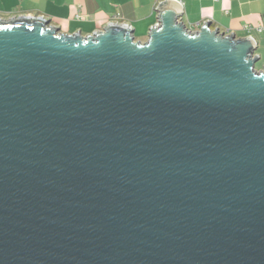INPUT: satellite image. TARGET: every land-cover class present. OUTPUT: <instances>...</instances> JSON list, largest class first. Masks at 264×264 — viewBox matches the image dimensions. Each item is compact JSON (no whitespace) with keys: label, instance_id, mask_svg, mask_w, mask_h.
Here are the masks:
<instances>
[{"label":"water","instance_id":"water-1","mask_svg":"<svg viewBox=\"0 0 264 264\" xmlns=\"http://www.w3.org/2000/svg\"><path fill=\"white\" fill-rule=\"evenodd\" d=\"M178 5L0 16V264H264V65Z\"/></svg>","mask_w":264,"mask_h":264},{"label":"crops","instance_id":"crops-1","mask_svg":"<svg viewBox=\"0 0 264 264\" xmlns=\"http://www.w3.org/2000/svg\"><path fill=\"white\" fill-rule=\"evenodd\" d=\"M160 0H0V16L40 14L61 31L79 30L82 34L100 29L108 21L118 19L131 25L138 39L147 38L150 25L157 21L156 4ZM181 19L190 30L203 21L219 31L236 36L251 35L258 46L253 27L264 19V0H179ZM78 14V16H76ZM251 28H247V26ZM249 26V27H250ZM261 68V67H260Z\"/></svg>","mask_w":264,"mask_h":264},{"label":"rangeland","instance_id":"rangeland-1","mask_svg":"<svg viewBox=\"0 0 264 264\" xmlns=\"http://www.w3.org/2000/svg\"><path fill=\"white\" fill-rule=\"evenodd\" d=\"M11 16V15H10ZM136 34V32H135ZM137 36V34H136ZM258 36V46H256L254 53H257L259 55V58L255 61L254 67L256 69H259L264 65V33L257 34ZM138 37V36H137Z\"/></svg>","mask_w":264,"mask_h":264},{"label":"built area","instance_id":"built-area-1","mask_svg":"<svg viewBox=\"0 0 264 264\" xmlns=\"http://www.w3.org/2000/svg\"><path fill=\"white\" fill-rule=\"evenodd\" d=\"M177 1H179V0H177ZM157 4H158V3H157ZM157 4H156V5H157ZM76 16H78V14H76ZM110 21H114V22H118V23H125V24H127L128 27H131V25H130L129 23H127V22H123V21L118 20V19H114V20H110ZM110 21H108V22H110ZM203 22H204V21H203ZM246 26H247V25H246ZM249 26H250V25H249ZM249 26H247V28H251V26H250V27H249ZM252 28H254L256 31H262V30H264V19L258 21L255 25H253Z\"/></svg>","mask_w":264,"mask_h":264}]
</instances>
